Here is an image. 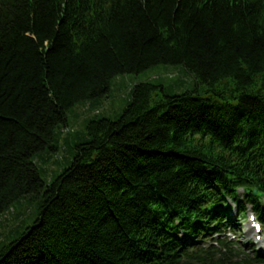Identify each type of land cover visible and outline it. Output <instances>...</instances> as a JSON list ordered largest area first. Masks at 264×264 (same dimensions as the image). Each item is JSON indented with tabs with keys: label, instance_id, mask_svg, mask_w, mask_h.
I'll return each instance as SVG.
<instances>
[{
	"label": "trees",
	"instance_id": "obj_1",
	"mask_svg": "<svg viewBox=\"0 0 264 264\" xmlns=\"http://www.w3.org/2000/svg\"><path fill=\"white\" fill-rule=\"evenodd\" d=\"M157 64L192 88L134 82L47 183L70 108ZM23 198L0 264H264L226 235L264 230V0H0V214Z\"/></svg>",
	"mask_w": 264,
	"mask_h": 264
},
{
	"label": "rangeland",
	"instance_id": "obj_2",
	"mask_svg": "<svg viewBox=\"0 0 264 264\" xmlns=\"http://www.w3.org/2000/svg\"><path fill=\"white\" fill-rule=\"evenodd\" d=\"M145 80L161 82L166 93L177 94L191 89L195 78L182 64H157L136 74L123 73L115 76L112 79L107 97L92 101H80L70 108L67 126L61 124L58 127L60 129L58 148L56 151L49 152L53 155L52 158L49 157L48 160L35 158L42 178L47 183L50 182L53 176L60 172L63 166L67 165L72 155L73 145L84 138L87 133L85 123L90 118L103 116L115 118V115L125 106L132 84L136 81ZM36 203L37 199L23 198V200L16 202L9 211L0 214V244L16 236L18 229L31 222L35 216ZM251 211L250 206H248L245 217L238 215L236 209L230 213L229 220L231 219L232 223L235 224L230 236L234 237L243 248L258 249L257 243L255 244V237L260 236L262 246H264V231L256 234L250 225Z\"/></svg>",
	"mask_w": 264,
	"mask_h": 264
},
{
	"label": "water",
	"instance_id": "obj_3",
	"mask_svg": "<svg viewBox=\"0 0 264 264\" xmlns=\"http://www.w3.org/2000/svg\"><path fill=\"white\" fill-rule=\"evenodd\" d=\"M254 192H256V189H254Z\"/></svg>",
	"mask_w": 264,
	"mask_h": 264
}]
</instances>
